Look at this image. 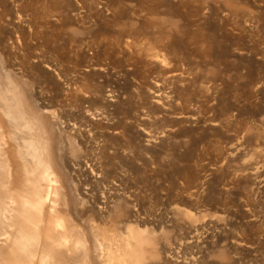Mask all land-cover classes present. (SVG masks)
Masks as SVG:
<instances>
[{"label":"rangeland","instance_id":"rangeland-1","mask_svg":"<svg viewBox=\"0 0 264 264\" xmlns=\"http://www.w3.org/2000/svg\"><path fill=\"white\" fill-rule=\"evenodd\" d=\"M0 62L74 220L114 195L149 264H264V0H0Z\"/></svg>","mask_w":264,"mask_h":264},{"label":"bare ground","instance_id":"bare-ground-1","mask_svg":"<svg viewBox=\"0 0 264 264\" xmlns=\"http://www.w3.org/2000/svg\"><path fill=\"white\" fill-rule=\"evenodd\" d=\"M5 73L0 72V264H149L152 231L144 228L137 238L127 225V235L118 237L103 228L118 197L101 201L104 217H91L86 227L85 213L73 219L47 128L28 113L24 95Z\"/></svg>","mask_w":264,"mask_h":264}]
</instances>
